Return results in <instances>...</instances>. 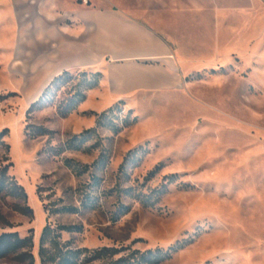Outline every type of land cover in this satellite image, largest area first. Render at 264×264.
<instances>
[{
	"label": "rangeland",
	"instance_id": "1",
	"mask_svg": "<svg viewBox=\"0 0 264 264\" xmlns=\"http://www.w3.org/2000/svg\"><path fill=\"white\" fill-rule=\"evenodd\" d=\"M62 3L57 21L77 38L87 29L76 31L72 7L127 14L167 43L184 82L115 101L104 77L62 117L59 107L92 79L81 72H103L77 70L29 113L48 87L44 66L26 60L35 34L22 24L11 31L13 17L0 14V169L34 212L22 215L21 201L0 194V234L32 231L34 264H51L40 257L45 228L47 246L80 252L75 264H109L90 259L103 248L172 254L161 264H264V0ZM48 51L45 61L62 59L59 44ZM0 264L29 263L14 254Z\"/></svg>",
	"mask_w": 264,
	"mask_h": 264
},
{
	"label": "crops",
	"instance_id": "2",
	"mask_svg": "<svg viewBox=\"0 0 264 264\" xmlns=\"http://www.w3.org/2000/svg\"><path fill=\"white\" fill-rule=\"evenodd\" d=\"M62 1L0 0V14L5 15L7 10L13 17L8 23L11 31L22 24L24 30L34 32V42L29 44L31 55H27L26 60L44 66L42 78L47 82L44 87L65 71L94 68L103 69L109 96L115 101L182 87V67L159 35L123 12L72 7L69 12L80 15L76 31L87 29L77 38L73 27L57 21L55 14L63 5ZM94 27L96 31L91 35L89 31ZM116 42L122 43L118 56L98 58L99 53L109 50ZM56 44H59L62 59L45 61L50 46ZM33 51H38V56L35 57Z\"/></svg>",
	"mask_w": 264,
	"mask_h": 264
},
{
	"label": "trees",
	"instance_id": "3",
	"mask_svg": "<svg viewBox=\"0 0 264 264\" xmlns=\"http://www.w3.org/2000/svg\"><path fill=\"white\" fill-rule=\"evenodd\" d=\"M81 75L91 77L92 79L83 86L82 92L76 94L75 99L70 100L65 107H59V113L62 117H67L77 111L78 107L87 100V93L98 88L104 79L103 72L91 73L84 71L81 72ZM72 77L73 74L69 71H65L56 77L45 89L42 97L31 106L29 113L42 110L51 103L48 100L50 93L53 90H60ZM6 131L0 134V147L5 146L4 138ZM46 133V130L43 128L40 129V135H45ZM2 193H6L23 203V205L17 208L19 213L29 217L34 215L32 208L28 204V194L15 177L9 176L8 167L0 169V194ZM49 234V229L45 228L40 248L42 262L51 264H75V261L79 260L80 252L65 250L55 240H50L49 246H47ZM33 248L34 235L32 231L25 238H20L17 233L0 234V259L15 254L21 262L34 264ZM122 253L123 251L118 248H103L94 251L90 259L91 261H97L110 257L112 260L109 264H161L172 256L169 252H162L161 249H151L144 252L134 251L127 255H122Z\"/></svg>",
	"mask_w": 264,
	"mask_h": 264
}]
</instances>
